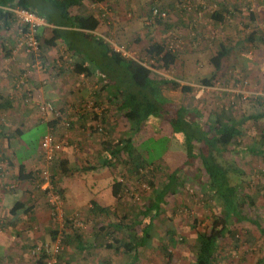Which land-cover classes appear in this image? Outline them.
<instances>
[{
    "label": "rangeland",
    "instance_id": "rangeland-1",
    "mask_svg": "<svg viewBox=\"0 0 264 264\" xmlns=\"http://www.w3.org/2000/svg\"><path fill=\"white\" fill-rule=\"evenodd\" d=\"M33 1L41 6L42 14L46 16L48 22L54 25L66 23L50 0ZM163 1L166 0H107L99 3L101 6L98 3L94 4L91 1H86L79 9L73 10L72 13L90 14L99 11L105 14V18L102 19L109 21L113 37H105L103 40L111 39L118 45H127L133 52L143 56L152 44L151 42H154L152 40L163 39V44H166L173 37V34L180 36L182 40H187L186 37L189 32L187 26L189 23L186 21L190 18L188 12L182 9V5L188 0H172L169 8H164ZM251 1L258 3L257 7L264 12L262 0ZM201 2L204 3L203 6L199 5ZM212 2L214 1L195 0V5H199L196 11L197 16H204L201 20L202 25L199 23L200 26L205 25L202 30L215 36V40L210 47L201 44L194 50L190 49L192 51L186 52L188 46L186 50L178 52L179 61L173 65V69L176 70L177 76L183 81V84H179L178 89L163 88L164 96L171 103V114L179 106L186 105L190 110H199V114H203L202 119L209 122L207 117L210 110H217L225 104L235 105L237 116L241 113L257 114L258 111L252 106L253 103L246 102L249 99L254 100L258 97L264 101V79L257 81L250 73L239 74L235 72L233 74L224 70L218 75L214 83V90L205 92L199 98H195L197 86L202 85L200 81L210 78L216 71L211 59L221 44L229 48L233 47V49L236 47L238 50L223 59L224 69H264V42L261 40V38L264 40V19L255 22L252 26L246 25L243 16H246L248 12L241 7V12L237 16L227 17V23H229L227 27L219 26L217 28L211 22V15L214 13L213 5L220 2ZM156 7L167 14L166 20H159L161 23L155 22V18L152 17V9ZM184 20L185 25H183ZM165 25H171L172 30L166 29ZM42 27L36 33L24 32L25 25L16 16L7 26L4 25L0 29V90L3 95L12 92L15 101L19 99L18 105L14 107L15 110L0 111V130L3 134L0 139V155L3 160L0 161V170L3 179H5L8 173L6 168H9V158L6 154H2V150L9 147L7 138H12L16 128L20 131L23 130L20 136L15 135V139L10 141L11 150L18 163L34 161V166L31 169L36 173V178L32 186H34L35 191L45 195L49 205L47 192L43 190L42 179L38 174L41 165L39 143L48 131L45 122L51 118L50 120L56 126L58 125V133L56 131H49L48 133H52L61 144V151L66 136L73 141L72 146L74 148L72 150H80L77 143L84 140L92 141L93 139H89L92 133L80 130L81 134L77 135L78 133L72 126L75 121L73 117L85 114L97 116L87 106L88 103L94 102L92 97H88V103L84 107L73 101L79 89V84L81 86L85 84L91 86V80L83 74L75 72L74 65L84 63L83 59L70 54L65 45L66 43L67 46L76 45L77 49L84 52L85 58L93 59L94 63L92 64L97 68L103 67L105 59L101 58V49L97 50L94 45L89 44L83 38L81 39L72 28L66 30L65 36H63L64 41L59 40L55 46H47L45 40L52 37L53 27L46 23ZM202 30H200L201 34L204 33ZM253 32L256 33V36L252 43L248 40ZM3 45L5 48H3ZM245 63H249L247 68L243 66ZM124 68L113 69L110 74L115 77L116 81L119 79L115 92L123 93L127 98L131 92L135 93L136 90L129 70ZM62 69L64 71L60 73ZM95 70L102 71L103 69ZM244 81L248 82L247 86L241 84ZM187 85L193 87V90L189 94H184L181 89ZM9 87H12V89H8ZM45 88L53 90L55 96L53 98L49 96L41 98L40 94L47 95ZM236 89H244V91L253 94H248L247 98L243 99L241 94L235 96L236 94L232 92ZM48 92L50 93V91ZM24 94L26 98H23ZM67 96L71 100L70 107L62 106L64 105L62 103L63 98ZM155 98L157 101L162 100L161 96ZM47 104L53 106L54 112L48 111L43 116L40 108ZM102 108L106 111L105 106H102ZM27 111H30L31 114H28ZM113 111L116 112V107L112 108ZM157 111H159L158 116H155L161 118L159 120L151 119L147 124L143 123L134 137L138 153L142 154L144 160L155 162V165L141 169L139 174L133 175L129 159L126 156H120V158H113L110 161L111 173L107 170L100 171L105 173L106 176H99L98 172L94 171L82 174L89 185L91 184L89 187L94 193L107 191L114 180L124 185V192L118 201L114 200L110 204L109 209L112 213L100 218L89 217L90 205L85 207L84 210L78 209L68 215L65 211L66 205L63 199L64 221H57L50 215L55 225L54 230L62 232L64 237L66 234H70L73 244L75 242V235L73 234L75 230L82 234L84 241L87 243L105 244L111 239L104 235L103 230L100 231L103 221L106 223L105 227H108L109 224L116 221L115 215L120 216L121 213L129 216L124 222L136 217L143 220L141 211L149 206L150 200L155 197V192L164 187L167 176L175 172L178 166H181L178 164L181 149V143L177 139L178 134L173 135L168 121L170 116L162 115V107H159ZM26 114L28 115L26 116ZM28 117H31V120L25 121ZM98 118L97 133L94 134L102 135L110 143H114L118 138V134L123 133V130L127 128L128 131L134 130V122L131 121L130 123L121 114L117 113L116 116H113V114L107 112L101 116L98 115ZM105 119L107 121L112 119L113 124H116V126L113 129H107L104 124ZM67 122L70 124L69 128L65 127ZM137 126H139L138 123ZM245 130L243 137L236 144L231 145L230 153L226 158L230 164L238 167L244 173L241 179L239 176L233 175L231 177L232 183L244 182L242 192L253 196L255 204L244 209L243 213L247 220L231 224V228L236 232V237L235 239L228 237L222 243L215 264H264V236L260 233L258 226L254 224L256 222L264 228V153L253 154L249 150L250 147H255L257 152L264 151V141L262 142L259 137L261 134L264 136V119L259 120V122L248 121ZM99 143L98 141V145ZM199 148L200 145L195 143V153L199 151ZM2 155L5 156V159ZM164 160L170 165H167ZM161 161L164 162L165 167L154 170L156 164L162 163ZM192 162L195 163V168L192 165L193 167L187 168L188 170L185 173L179 175L183 181V186L177 188L173 194L168 195L161 204V214L156 220L155 233L153 234L157 236H153L149 246L142 249L141 264H192L195 260L197 238L209 229L214 215L217 213L214 211L212 199L206 196V192L201 188L200 178L202 179L204 175L200 170L199 161L193 159ZM50 175L54 183L55 175L52 172H50ZM12 177L10 175L8 179L12 180ZM150 182L154 183V187L150 186ZM6 185H13L16 188L14 182ZM6 187H4V190L8 191ZM117 209H119L118 212ZM115 210L116 212H114ZM74 219H77L82 226H77ZM168 220H171L174 230L175 244L173 245L170 244L169 236L164 234L163 231L165 230L162 229ZM68 221L76 225H74L75 229L71 226L67 228L69 226ZM60 224H63L64 227L62 228ZM21 237H29V234H22ZM35 241L30 245L28 256L23 260L26 262L25 264H38L31 256L32 249L38 245L50 243V240ZM163 245L167 246L169 252L173 255L171 260H168L162 251L161 246ZM63 246L64 250L59 255L61 264H126L129 260L132 261L130 255L116 254L100 247L81 252L76 251L74 246L64 244Z\"/></svg>",
    "mask_w": 264,
    "mask_h": 264
},
{
    "label": "trees",
    "instance_id": "trees-1",
    "mask_svg": "<svg viewBox=\"0 0 264 264\" xmlns=\"http://www.w3.org/2000/svg\"><path fill=\"white\" fill-rule=\"evenodd\" d=\"M57 12L65 19L66 23L63 25H54L46 19V16L42 14L41 6L36 4L33 0H0V29L5 25L7 26L10 21L14 18L12 12L7 9H23L34 13L41 17L46 24L54 26L52 29V37L45 40L47 46H55L57 41H64L63 36L68 28H72L76 34L83 37L89 44L94 45L95 49H101L103 51V57L105 63L102 68H97L93 62V59L84 57L81 50L75 47L76 45L67 46V51L75 57L83 59L84 63H76L74 70L76 73L83 74L86 77H91L94 74L92 69H128L131 74V80L135 87L136 92L127 96L125 100L119 104V109L123 112V115L130 121L134 120L135 117L139 118L142 125L147 123L151 117L158 116V108L162 107V115H169V125L172 128L173 135H177L178 142L181 143L180 155L178 157L180 167L175 172L167 176L166 184L164 187L155 192L149 206L141 211L142 219L136 217L132 220L126 221L129 216L123 213L115 215L116 221L105 227L103 221L100 231L103 230L105 236H108L111 240L105 244L87 243L84 241L82 234L75 230L74 244L70 234H66L63 238L62 243L66 246L75 247L76 251L84 252L85 250H91L93 248H104L113 253L122 255H130L132 262L139 261L142 253V249L149 246L153 236H157L155 233L156 220L161 214V204L165 201L166 197L173 194L175 190L183 186V181L179 175L185 173L187 168H195L193 159H197L200 164V170L204 177L200 180L201 188L206 192V196L210 197L213 202L214 219L209 229L200 234L197 238L195 245V260L192 264H215L219 250L221 249L222 243L228 238L235 239L236 232L231 228V224L241 223L247 220L244 215V209L247 206L254 205L253 196L244 194L242 192L244 182H236L233 184L231 177L235 175L239 176L240 179L244 176L243 171L233 164H230L226 156L230 153V147L236 144L245 133V125L248 121L258 122L264 119V101L262 98L249 99L246 103L252 102L253 107L258 111L257 114L241 113L240 115L235 113V105H224L222 108L217 110H210L208 113V120H203V114H199V110L191 109L186 105H181L178 109L171 114V103L163 96V88L178 89L180 87L177 83H169L167 81H155L150 77V71L141 66L140 64L125 60L121 56L112 53L105 42L101 40L93 39L89 32L96 31L99 27V20L94 15H82L81 13H72L73 10L79 9L86 1H91L94 4L106 2V0H50ZM252 15V13H249ZM233 14L224 3H220L214 13L211 15V19L215 23H223L227 17H232ZM156 22L160 23L159 18H155ZM254 20V19H253ZM67 29H63V28ZM43 28H38V31ZM168 28V27H167ZM27 28L24 32H27ZM254 34L252 33L249 37L250 42H254ZM261 40L264 42L263 38ZM81 42V41H80ZM3 48L4 45H3ZM229 47L221 44L219 49L215 52V55L211 59V63L214 65L216 71L210 78H205L200 81L202 85L214 86V83L218 75L223 71V59L230 53ZM147 53L150 55L158 56L163 55L162 64L164 68H168L171 65H175L179 61L178 53L165 52V47L162 43H152ZM88 61V62H87ZM182 92L189 94L193 88L189 85L182 87ZM125 96V95H124ZM157 96H161L162 100H155ZM126 97V96H125ZM161 102V103H159ZM240 102V101H239ZM12 101L0 93V110H10L12 107ZM156 115V116H155ZM98 118V115L95 116ZM210 121H212L210 123ZM51 125V123H49ZM138 129V128H137ZM2 133H0V138ZM9 140V139H8ZM105 140L107 145L112 147L113 153L111 154V160L113 158H120V156H126L131 165V172L133 175L140 173L141 169H146L149 166L155 165V162H149L144 160L141 153H138L136 149L132 148L131 138L124 140H116L114 143H110ZM264 141V136L261 138ZM195 143L200 145L199 151L195 153ZM253 154H263L257 152L255 149H250ZM183 160V161H182ZM159 162V161H158ZM162 162V161H161ZM158 163L154 170H158L165 167V164ZM230 165V166H229ZM24 167H20L21 179H29L34 181L36 176L34 172L26 174ZM52 185L55 187L57 193L63 198L61 190L57 189L56 185L52 181ZM150 186L154 187V183L150 182ZM124 185L119 181L114 180L111 185L112 196L115 201L121 198L124 192ZM91 208L89 209V217L100 218L108 216L110 209L103 208L98 205L95 201L90 203ZM119 209H117L118 212ZM116 212V210L114 211ZM147 220V221H146ZM75 229L72 222L67 223ZM258 226L260 233L264 236V228L260 227L258 223H254ZM165 231L164 234L169 236L170 244H175L174 230L171 225V220L163 226ZM58 230L51 231L50 243L55 241L58 236ZM72 243V244H71ZM162 251L168 260L173 258V255L169 252L168 247L163 245ZM42 264V261L38 262ZM58 264H61V257H58ZM261 264V263H259Z\"/></svg>",
    "mask_w": 264,
    "mask_h": 264
},
{
    "label": "crops",
    "instance_id": "crops-1",
    "mask_svg": "<svg viewBox=\"0 0 264 264\" xmlns=\"http://www.w3.org/2000/svg\"><path fill=\"white\" fill-rule=\"evenodd\" d=\"M213 1L216 3L217 2L224 3L227 6V8L230 10V13L233 14L234 16H237L238 13L241 12V7H242L244 10L248 12L246 16H243L245 24L248 26H252L255 24V22L264 19L263 10L257 7L258 3L252 2L251 0H235V1L213 0ZM163 3H164V8H169L171 7L172 0H166L163 1ZM220 3L215 4L216 7H218ZM262 3H264V0H262ZM98 5L101 6V4L99 3ZM153 6H158V5H153ZM250 12L252 13V15L249 14ZM82 15H94L99 20L98 29L96 31L88 33L93 37V39H97V40H101L102 42H105L103 40V37H113V32L110 30L111 27L109 26L110 25L109 21H105V19L104 20L102 19L105 18L104 16L105 14H102L101 12L98 11L97 13L82 14ZM188 15L190 18L187 19L186 21L187 23H189V25L187 26L188 30L189 29L192 30L195 33V35L194 36L187 35L186 37L187 40L185 41L189 44V47L186 50V52H190L194 50V48H196L197 46H200L197 44V42H201L202 40L205 39V36L211 35L210 33H205L202 30V27H204L205 25L202 27L200 26V24L202 23L201 20L204 17L203 15L195 16L190 14L189 12ZM227 20L228 19H226V21L220 24L215 23L213 20L211 22L213 23V26L217 28L219 26L227 27V25L229 24L227 23ZM183 25H185V20ZM52 27L54 28V26ZM165 28L172 30L171 25H165ZM63 29H67V28L65 27ZM200 30H202L204 33L201 34ZM255 36L256 34H254V39ZM82 38L83 37H81V39ZM152 41L154 42L151 43L163 44V39L162 40L159 39L157 41L152 40ZM192 42L195 44H192ZM163 45L165 47V44ZM228 49H230V53L233 52L235 53L238 51L236 47H234V49L233 47ZM100 54L102 55L101 58L104 59L103 51H100ZM243 66L247 68V66H249V63H245ZM112 70L113 69H103L101 71V70L92 69V73L94 75L91 77H87L90 78L91 80V86L86 84L84 86H81V84H79V89L75 94V98L73 97L74 103L80 104L79 106L84 107L88 103L89 100L88 97L89 98L92 97V99L94 100V104L103 110L102 114L110 112V114H113V116H116L117 113L123 115V112L120 111L118 105L125 100V96L123 93L115 92V90L117 89V84L119 83V79L116 81V79H114L115 77L112 76V74H110ZM224 70L226 72L233 74L235 72L239 74L250 73L253 74V76L256 78L257 81H262L264 79V69H223V71ZM63 71H64L63 69L60 70V73H62ZM8 89L11 90L12 87H9ZM45 90L47 92V95L40 94L41 98L42 97L47 98V96L53 98L55 96L54 91L51 90L50 88H45ZM48 91H50V93ZM0 93L3 95L1 90ZM162 93L164 96L165 92H163V90ZM9 94H5L3 96L7 97L12 101V105H11L12 108L8 110L11 111V110H15L14 107L18 105L19 99L15 101L13 97V93L9 92ZM67 97L63 98L64 100L62 103L64 105L62 106L70 107L71 100L70 97L68 98ZM164 97L168 100L166 96ZM23 98H26L25 94L23 95ZM102 106H105L106 111L105 109L102 108ZM113 107H116V112L114 111L112 112ZM0 111L5 112L4 110H0ZM27 112L28 114H31L30 111ZM28 114H26V116ZM92 115L89 116L88 114H85V115L73 117L75 121L72 126L78 133L77 135L81 134L80 130L89 131V133H92V136L89 139H93V140L90 142L84 140L83 142L77 143L78 146H80V150H72V148H74V146H72L73 141L68 139L69 137L66 136L63 143L64 146L62 151L56 156L55 161L50 165V171L55 175L54 184L56 185L57 189L61 190L63 193V199L66 205L65 211L66 213H68V215L72 214L78 209L84 210V208L89 206L92 201L93 202L95 201L98 205H100L103 208L109 209L110 204H112L113 201L115 200L112 196V190H111V185L113 182L111 183L110 188L107 191H99L97 193H94L92 192V189L89 187L91 186V184L89 185V182L83 178V175L85 173L91 171L98 172L99 176L102 175L106 176L105 173L100 171L107 170L109 171V173H111L110 161L112 157L111 154L113 153L112 147L107 145V143L105 142L106 139H104L102 135L94 134L97 133L96 130L98 128L97 126L99 125L97 123V120L99 118H95L94 117L95 115L93 116ZM123 117L131 123V121L128 120L124 115ZM159 118L151 117L147 123H149L151 119L159 120ZM50 119L49 121L45 122L48 127L47 133L49 131L50 132L56 131L58 133V125L56 126V124L52 122V120ZM29 120H31V117H28L25 121H29ZM139 120H140L139 118L135 117V119L132 120V122H134V130L128 131L129 130L128 128L123 130V133L118 134V138L116 140L119 139L124 140L126 138H131L132 148L137 150V147L134 143V137L137 135L136 132L141 128L140 127L141 121ZM50 122L51 125H49ZM211 122L212 121H210V123ZM113 123L114 121L112 119H109L108 121L107 119L104 120V124L107 126V129H113V127L116 126V124ZM137 123L139 124V126H137ZM22 132L23 130L20 131L18 128H16L15 132H13V136L12 134L10 135V137L12 136V138L9 137L7 138L9 139L8 140L9 147L4 148L5 150L4 149L2 150L3 151L2 154H6L7 158H9L8 159L9 168H6V170H8V173L5 179H3V175L1 173L2 171L0 170V264H25L26 262H24L23 260L25 259V257L28 256V252H29L28 249L29 247H31L30 245L35 240H39L43 242L50 240L51 231H54L55 229L54 222L50 217V208L45 199V195L39 191L34 190V186H32L34 181H31L29 179H21L20 177L21 166L24 167L23 171H25L26 174H28L29 172H33V169L31 168L34 166V161H32L33 163L32 162L29 163L27 161L23 163H18L14 158L13 151L11 150L10 141L15 139L14 138L15 135L20 136ZM259 137L261 139L262 134L259 135ZM98 141L100 142L99 145H98ZM39 145H41V141ZM250 149L256 150L255 147H250L249 150ZM73 151H75L76 154L73 153ZM3 159H5V156L3 157ZM0 161L1 162L3 161L1 159V155H0ZM164 162L167 165H170V163H167L165 160ZM178 164L180 163L178 162ZM10 175L11 177L13 176L12 180L8 179ZM11 181L16 184V188L8 191L4 190V187L7 186L6 184L12 183ZM22 234H29V237L20 238V235ZM131 262L132 261L129 260L126 264H130ZM134 264H141V261L140 260L135 261Z\"/></svg>",
    "mask_w": 264,
    "mask_h": 264
},
{
    "label": "built area",
    "instance_id": "built-area-1",
    "mask_svg": "<svg viewBox=\"0 0 264 264\" xmlns=\"http://www.w3.org/2000/svg\"><path fill=\"white\" fill-rule=\"evenodd\" d=\"M199 5L203 6L204 3H200ZM199 5H195V0H188L185 4L182 5V9L189 12L192 15L197 16V8ZM206 6V5H205ZM217 9L216 5H213V11ZM7 11H10L13 13L14 17H19L21 22L25 25V28H27V32L36 33L38 28L42 27L45 24V21L35 15L32 12L15 8V9H7ZM105 16V15H104ZM152 17L153 18H159L160 20H166L167 14L165 12H162L157 7L152 9ZM189 36H194L195 33L192 30H188ZM103 37V36H102ZM105 38V37H103ZM215 40V36L213 35H207L205 36V39L201 42H197L198 45L208 46L213 43ZM106 45L108 46V49L125 60H131L134 61L144 68H146L148 71H150V77L151 79L155 81H167L169 83H177V84H183V81L177 76L176 70L173 69V65L169 66L168 68L163 67L162 57L163 55H150L146 53L141 56L137 54L136 52H133L132 49H130L127 45H118L111 39L104 40ZM192 44H195L192 42ZM189 46V44L182 40V38L178 35L173 34V37L165 44V52H171V53H178L180 51L186 50V48ZM244 86L248 85L247 81H244L241 83ZM193 88V87H192ZM214 86H206V85H199L197 86V91L195 90V98H199L202 94L205 92H209L210 90H214ZM237 95H242L243 99L247 98V95H252L251 92H246L244 89H236L232 91ZM197 93V94H196ZM88 108L93 111L96 115H102L103 110L97 107L94 102L88 103ZM40 111L42 112L43 116L49 111L54 112V108L51 104L43 105L40 108ZM66 128L70 127V124L67 122L65 124ZM61 144L56 140L55 136L52 133H46L42 140L40 145V167L38 170V174L42 179V188L44 191L47 192L49 207H50V215L57 219V221H64V201L62 196L56 192L55 187L52 185L51 175H50V165L55 161L56 156L61 151ZM8 190L14 189V186H7ZM136 199H138L136 197ZM74 223H76L77 226H82L77 219H74ZM63 228L64 225L60 224ZM75 225V224H73ZM75 225V226H76ZM63 238L62 232H58V236L55 241L51 243H44L41 245H38L34 247L31 251V256L34 259L35 262L42 261V264H58V257L64 250L63 246Z\"/></svg>",
    "mask_w": 264,
    "mask_h": 264
}]
</instances>
